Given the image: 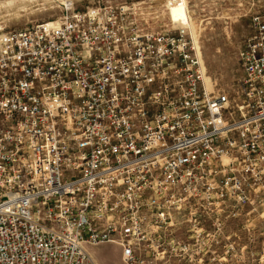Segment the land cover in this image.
I'll return each mask as SVG.
<instances>
[{
    "label": "built area",
    "instance_id": "obj_1",
    "mask_svg": "<svg viewBox=\"0 0 264 264\" xmlns=\"http://www.w3.org/2000/svg\"><path fill=\"white\" fill-rule=\"evenodd\" d=\"M137 3L0 26V264H95L103 243L124 264L222 262L264 228V12L218 86L195 34Z\"/></svg>",
    "mask_w": 264,
    "mask_h": 264
},
{
    "label": "rangeland",
    "instance_id": "obj_2",
    "mask_svg": "<svg viewBox=\"0 0 264 264\" xmlns=\"http://www.w3.org/2000/svg\"><path fill=\"white\" fill-rule=\"evenodd\" d=\"M130 1L139 2L138 5L142 3L147 12L151 9L150 0ZM185 1L188 12L192 13L191 17L200 24V34L196 32L194 34L198 53L206 70V79L218 86L232 83L242 73L238 61V50L251 34V14L264 12V0ZM89 2L90 0H83L84 6ZM48 4H43L42 7L35 4L16 7L12 12L13 16H7L6 13L0 14L3 16H0V26L19 29L37 21L48 20L59 13L54 2ZM151 24L161 27L165 25V21L156 18ZM237 233L239 235L240 231L238 230ZM241 234L251 237V242L235 247L236 258L234 255L222 262L204 260L203 264H264V244H262L264 243V228L260 226L255 230H242ZM87 249L95 264H124L121 261L120 247L115 243H103L89 246ZM200 263L185 262L183 264Z\"/></svg>",
    "mask_w": 264,
    "mask_h": 264
},
{
    "label": "bare ground",
    "instance_id": "obj_3",
    "mask_svg": "<svg viewBox=\"0 0 264 264\" xmlns=\"http://www.w3.org/2000/svg\"><path fill=\"white\" fill-rule=\"evenodd\" d=\"M53 2L52 0H0V14L6 13L7 16H13L14 13L12 12L16 7H22L29 4H35L38 7H42L43 4H51ZM185 2V0H182L180 4L173 5L171 9L168 10L165 7L164 0H150L149 4L151 9L148 11L149 17H153V20L157 18L159 20L165 21V24H172L174 27H186L191 31L192 34L195 32L200 34V24L195 21L196 19L193 20V17H191L192 13L190 14L188 12L186 7L187 4ZM144 30L145 28L143 25H141L139 32L142 33Z\"/></svg>",
    "mask_w": 264,
    "mask_h": 264
}]
</instances>
